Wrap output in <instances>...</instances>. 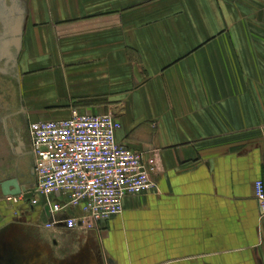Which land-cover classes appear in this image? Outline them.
Wrapping results in <instances>:
<instances>
[{
  "label": "crops",
  "instance_id": "obj_1",
  "mask_svg": "<svg viewBox=\"0 0 264 264\" xmlns=\"http://www.w3.org/2000/svg\"><path fill=\"white\" fill-rule=\"evenodd\" d=\"M8 1L29 122L112 113L156 165L100 232L0 188L11 264H264V0Z\"/></svg>",
  "mask_w": 264,
  "mask_h": 264
},
{
  "label": "built area",
  "instance_id": "obj_2",
  "mask_svg": "<svg viewBox=\"0 0 264 264\" xmlns=\"http://www.w3.org/2000/svg\"><path fill=\"white\" fill-rule=\"evenodd\" d=\"M120 127L112 113L76 109L63 119L30 121L36 186L3 199L36 205V195H42L51 218L48 227L63 221L69 230L100 232L107 220L122 213L126 196L156 187V165L144 159L143 151L118 141ZM253 188L264 215V179L256 180ZM67 210H79L81 215L70 213L59 219V213Z\"/></svg>",
  "mask_w": 264,
  "mask_h": 264
},
{
  "label": "flooded vegetation",
  "instance_id": "obj_3",
  "mask_svg": "<svg viewBox=\"0 0 264 264\" xmlns=\"http://www.w3.org/2000/svg\"><path fill=\"white\" fill-rule=\"evenodd\" d=\"M23 117L24 112L15 101L0 104V182L1 176L19 179L21 175L27 177L25 183L36 181L35 175H32L34 158L30 147L29 123L26 126Z\"/></svg>",
  "mask_w": 264,
  "mask_h": 264
},
{
  "label": "rangeland",
  "instance_id": "obj_4",
  "mask_svg": "<svg viewBox=\"0 0 264 264\" xmlns=\"http://www.w3.org/2000/svg\"><path fill=\"white\" fill-rule=\"evenodd\" d=\"M6 0H0V104L4 101H19L18 83H17V66H16V48L15 42L19 40L4 39V37H10L17 32L14 27L12 31L9 30L11 26L16 25V22L21 20L20 16L13 15L10 17L9 13H6L4 7ZM10 2V0L8 1ZM2 38V40H1ZM13 43V44H12ZM7 46V47H6ZM14 46V47H13ZM15 94V95H12ZM17 96V97H16ZM20 108V106H19ZM25 124L28 126L29 120L24 113ZM8 207H12L10 203L6 202ZM10 223L0 228V264H11L10 257Z\"/></svg>",
  "mask_w": 264,
  "mask_h": 264
},
{
  "label": "water",
  "instance_id": "obj_5",
  "mask_svg": "<svg viewBox=\"0 0 264 264\" xmlns=\"http://www.w3.org/2000/svg\"><path fill=\"white\" fill-rule=\"evenodd\" d=\"M32 175H35V169H32ZM36 183H22L17 177L2 180L0 187L3 195H18L22 192L31 191L35 188Z\"/></svg>",
  "mask_w": 264,
  "mask_h": 264
}]
</instances>
